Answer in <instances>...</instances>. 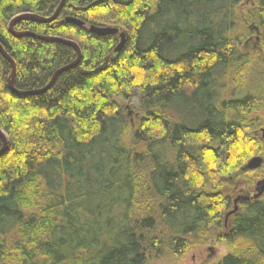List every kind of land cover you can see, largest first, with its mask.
<instances>
[{"label":"trees","instance_id":"obj_1","mask_svg":"<svg viewBox=\"0 0 264 264\" xmlns=\"http://www.w3.org/2000/svg\"><path fill=\"white\" fill-rule=\"evenodd\" d=\"M60 2L0 0L13 89L44 88L77 59L72 45L8 29L16 15L49 17ZM239 4L64 0L50 22L13 24L71 40L80 57L24 96L10 90L12 66L0 53V264H146L212 240L230 245L215 264H264V194L226 217L237 186L251 195L264 173V163L244 169L264 156V117L254 114L264 105V48L250 60L246 33L230 35ZM243 18L264 28V0ZM247 66V90L220 96L222 76L243 82ZM133 96L135 129L116 100Z\"/></svg>","mask_w":264,"mask_h":264},{"label":"rangeland","instance_id":"obj_2","mask_svg":"<svg viewBox=\"0 0 264 264\" xmlns=\"http://www.w3.org/2000/svg\"><path fill=\"white\" fill-rule=\"evenodd\" d=\"M254 2L255 0H240L236 26L230 33L233 37H240V34L242 36L243 33H246V37L242 39L241 50L243 53L249 54L250 60L253 59L256 52L261 51V49L264 48V28L251 21H246L243 18L244 12L248 8L252 7ZM247 69L248 66L244 73L245 78L243 79V82L239 81L237 83H232V79L228 74L223 75L220 83L225 87H223V91L217 90V93L224 98L236 97L238 95L240 96L242 93L241 91H246L248 88ZM255 77L258 78V75L253 72V75H251L252 85L257 83V79H255ZM252 90V92H255L256 88H253ZM116 100L126 106V111L130 119V127L135 129L141 118V115L135 110L139 101L138 97L133 96L129 100L116 98ZM254 114L262 115L264 117V105L260 111ZM261 178H264V173L256 180ZM255 183L253 185V189L255 187ZM237 187L239 189L237 188V191L231 196L233 199H235L238 194H242V186L238 185ZM229 249L230 245L227 242L212 240L205 245H199L187 250L180 258H150L146 261V264H215L229 251Z\"/></svg>","mask_w":264,"mask_h":264},{"label":"water","instance_id":"obj_3","mask_svg":"<svg viewBox=\"0 0 264 264\" xmlns=\"http://www.w3.org/2000/svg\"><path fill=\"white\" fill-rule=\"evenodd\" d=\"M64 0H61L59 6L56 8V10L54 11V13L49 16V17H40L38 15H32V14H28V13H24V14H18L16 15L15 17H13L11 19V21L9 22L8 24V29L11 31V33L15 36H20V35H31L33 37H36V38H39V39H42V40H60L66 44H69V45H72L76 48L77 50V59L74 61V62H71L70 64H67L63 67H61L60 69H58L55 74L53 75V77L51 78V80L48 82V84L44 87V88H41L39 90H32V91H17L15 89H13L12 87V77L15 73V64L14 62L9 58L8 54L3 50V48L1 47L0 45V53L2 54V56L4 58H6L10 63H11V66H12V74H11V78H10V81H9V88L11 91L15 92L16 94H21V95H24V96H30V95H35V94H39L41 92H43L44 90H46L49 86L52 85L53 81L55 80V78L57 77V75L59 73H61L62 71L64 70H67L71 67H73L79 60V57H80V51H79V48L77 47L76 43L71 41V40H67V39H58L56 37H42V36H38V35H35V34H32L30 32H16V31H13L12 30V27H13V24L16 22V21H19V20H22V19H31L33 21H36V22H50L54 19H56V17L58 16V13L62 7V4H63ZM66 22H71V23H74V24H82L80 21H78L77 19L75 18H71V17H66L64 19ZM88 30L94 34H97V35H106L108 33H112V32H115V28L113 27H109V26H94V25H90L88 27ZM124 43V34L123 33H120V40H119V43L117 44L116 46V49L115 51H119L122 47ZM262 134H263V139H264V128L262 129ZM0 138H2V141H3V145H2V148L0 149V153L6 148V145H7V137H6V134L1 131L0 129ZM264 163V157L263 156H253L251 157L245 164L244 166V169L245 170H256L258 168H260ZM264 194V178H261L259 180L256 181L255 183V187H254V192L252 195L248 194V195H245V196H242V197H236L234 199V206H233V209L227 213L226 217H228L229 215L233 214L236 212L237 210V203L239 200H242V201H249L250 199H256L258 197H260L261 195Z\"/></svg>","mask_w":264,"mask_h":264},{"label":"flooded vegetation","instance_id":"obj_4","mask_svg":"<svg viewBox=\"0 0 264 264\" xmlns=\"http://www.w3.org/2000/svg\"><path fill=\"white\" fill-rule=\"evenodd\" d=\"M257 38H258V37H257ZM261 51H262V49H261ZM263 157H264V156H263ZM253 192H254V189H253ZM248 194H249V193H248L245 189H243L242 194H238L236 197H242V196H245V195H248ZM252 194H253V193H252ZM252 194H251V195H252ZM242 202H245V201L239 200L237 204L242 203Z\"/></svg>","mask_w":264,"mask_h":264}]
</instances>
